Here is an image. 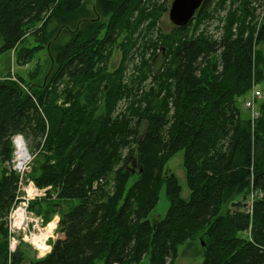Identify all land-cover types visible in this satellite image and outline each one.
<instances>
[{
	"label": "trees",
	"instance_id": "16d2710c",
	"mask_svg": "<svg viewBox=\"0 0 264 264\" xmlns=\"http://www.w3.org/2000/svg\"><path fill=\"white\" fill-rule=\"evenodd\" d=\"M165 9L158 0H0V52L18 50L26 63L45 50L51 59L31 94L0 80V264L26 259L6 244L17 133L42 156L36 186L55 191L37 213L59 214L52 251L29 264H170L198 233L201 264H264V100L254 122L238 106L263 78L254 48L264 45V0H204L191 22L166 32L155 24ZM213 18L223 22L218 34L207 30ZM116 47L121 62L110 73ZM129 64L136 75L126 78ZM178 152L187 199L165 171ZM162 186L168 208L151 223ZM252 189L260 195L251 211L239 209ZM228 198L236 200L223 212ZM63 201L75 203L57 210Z\"/></svg>",
	"mask_w": 264,
	"mask_h": 264
},
{
	"label": "rangeland",
	"instance_id": "374dc122",
	"mask_svg": "<svg viewBox=\"0 0 264 264\" xmlns=\"http://www.w3.org/2000/svg\"><path fill=\"white\" fill-rule=\"evenodd\" d=\"M171 1L172 0H158V4L160 5L165 4V6L167 7V9L160 12L159 20L155 23L164 32L169 31L171 28H173V24L168 18V6H170L169 4L171 3ZM226 9H228V7H226ZM226 11L227 10H224L221 14L222 15L225 14ZM256 12L259 13V23L261 22L263 23L264 17L261 15L262 13L258 11ZM206 25H207V30H209V32L212 34L220 33L223 28V22L222 23L219 22L216 18L211 19L209 22H207ZM204 26L205 25L203 24L200 25L199 30L200 31L203 30V28H205ZM1 44L2 43L0 39V47H1ZM157 50L161 52V50L165 51L166 49L162 48L161 50L160 49H157ZM158 51H157V54H158ZM254 51H261L262 55H264V45L256 46L254 48ZM17 55H18V50L0 52V80L10 79L14 81L15 83H17L18 86L22 90H24V92L30 93V94L31 92H33V90L35 91L37 89H41L44 84L43 83L44 79L47 76L51 68V59L49 57L48 52L45 50H41L34 56V58L31 61L26 62V63H22V61H18ZM121 57H122L121 52L116 47L112 51V55L109 60L108 71L110 73L113 72L115 69H117V67L119 66L121 62ZM135 61H138V59L136 58ZM132 73H133L132 64H129L128 67L126 66L124 70V75H126V78H127V76H131ZM32 74H35V75L32 77ZM133 74L136 75V71ZM254 83L255 84H253L254 86L250 90V92H248L245 95V98L243 97L244 100L243 98H239L238 100V106L240 107L243 115L246 117L249 116V118H250V113H249V110L245 108V101L251 97L253 90H258L259 92H261V94H264V70H263V78L257 83L256 82ZM87 84L89 85V83ZM88 85L82 84L80 87L81 88L80 91L85 90V96L90 98L89 95L91 93V90L88 91L87 90L88 87L86 88V86ZM60 88L61 87H59V89ZM89 89H93V85L89 87ZM261 101L262 100H260L259 102ZM63 103H64V97L60 96L57 99V104L63 107L66 106V103L64 104ZM86 105H87V112H90L94 107V103H92L90 99L87 100ZM122 106L123 105L121 103V107ZM36 153H34V151H32L31 149V154L29 153L31 159L27 165L28 169L24 173L21 171L22 174H20L21 190L17 193V195L18 197H21L25 195L26 191H28L29 204L27 205L26 210H25L26 215L28 218H33V219H35L37 216H40V218L44 221V224L39 225V227L44 228L45 226L48 225V223L53 221L55 217H59L58 216L59 214H56V213L52 214V216L46 220L45 219L46 217L43 213H39V214L37 213V209H38L40 201L44 200V201H49V202H55L57 201V199L55 198V191L53 188L48 187L47 191L43 192L41 188L36 186L33 180V177L37 174L36 169L39 166L40 162L42 161L41 154L36 156ZM34 158H35V163H34ZM32 168H33V171H32ZM165 171L168 173H173L177 177L178 182L182 189V196L187 199L189 190L186 186L185 173H184V169L182 166V152H178L174 154L168 160L165 166ZM136 177L137 175L130 177L127 183V187H129L134 182ZM35 194H39V195L36 196ZM34 196H35V199H32L31 197H34ZM230 199L231 198H228V200H226V202L223 204L222 206L223 212H226L227 210L233 208L232 202H234L236 198H234L233 200H230ZM248 199H249L248 197L243 198V199H238V200H241V205H242V207H239V209L245 210L243 206L246 204ZM254 199L255 198H253V200ZM73 203L75 202L73 201ZM73 203L69 201H63L61 202V205L59 208H57V210H65ZM40 206H44V204L41 202ZM167 208H168V202L165 197L164 186H162L159 192L158 202L156 206L149 213L147 217L148 220L151 223L159 221L160 219L164 217L167 211ZM33 224H34L33 221L30 222L29 227H28L30 229V232L32 233L34 232L32 230ZM50 224L47 227L50 232L48 234H45V237L51 235L52 225ZM26 234H28V231L16 233V238L20 241V243L16 246V248L18 247L24 253L26 257L25 261H23L21 264H29V260H32L34 258L43 257L44 255L48 253V252H45V254L41 256V252H44V248L40 247L39 243H35L37 247L39 248V251H37L36 248H33L31 244L25 243L24 237ZM11 236H12V233L9 232L7 235V240H6V244L8 245V248H9V241L11 239ZM56 236L58 237L57 229H56ZM202 236L203 235L201 233H198L196 236L185 238L177 246L175 257L173 258L170 264H201L203 261V252H204V246H202L201 240H200V239H203ZM47 242L48 244L51 245L53 240L49 239ZM97 264H103V262L97 261ZM139 264H148V257H145Z\"/></svg>",
	"mask_w": 264,
	"mask_h": 264
},
{
	"label": "built area",
	"instance_id": "2783aa9c",
	"mask_svg": "<svg viewBox=\"0 0 264 264\" xmlns=\"http://www.w3.org/2000/svg\"><path fill=\"white\" fill-rule=\"evenodd\" d=\"M260 100H262V101L264 100V94H261V92H259L258 90H253L251 97L245 101V108L249 110L251 122H254V120L258 116V104H259ZM15 144H16V147H15V150H13L10 165H11V169L14 170L19 175L18 188H17V193H18L21 190L20 174H22V172L24 173L27 171V169H28L27 165H28L31 157H30L28 149L25 146V140H21L19 137H17ZM41 189L43 190V192L44 191L46 192L48 187L41 188ZM35 195L37 196L39 194H35ZM259 195H260V193L257 191H253V190L250 191V194L248 197L249 199L246 202L245 206H243V208L246 209V212L251 211V206H252V203L254 201L253 198H255L256 196H259ZM28 204H29V193H28V191H26L25 195H23L21 197H18V195H17L16 203L11 208V210L15 209L14 215L17 219V222L23 223V225L25 227V231L26 232L28 231V234L25 235L24 239L26 240L28 238V236L30 234H32V232H30V229L28 227H29L30 222L33 221L34 224L32 226V230L33 231L38 230V236H40L39 237L40 240H36V239H34L36 235H34L33 243L34 242L40 243L41 238L44 240L46 238L45 234H48L50 232L47 228L50 223H48V225L45 226L44 228H41V227H39V225H41V220H42L40 218V216H37L38 218L36 217L35 219L28 218L26 215V211H25ZM6 219H7L6 227L8 229V233H9V226H8L9 215L7 216ZM41 229H42V231H41ZM25 231H23V232H25ZM42 245L43 244L40 243V247Z\"/></svg>",
	"mask_w": 264,
	"mask_h": 264
},
{
	"label": "clouds",
	"instance_id": "9594fccd",
	"mask_svg": "<svg viewBox=\"0 0 264 264\" xmlns=\"http://www.w3.org/2000/svg\"><path fill=\"white\" fill-rule=\"evenodd\" d=\"M17 137H19L21 140H25V137L22 134H20V133L14 134L11 137V144H12L13 150H15V147H16L15 141H16ZM25 146L28 149L29 153L31 154V145L26 140H25ZM31 198L35 199V197H31ZM14 211H15V209L11 210L8 214L9 215V219H8L9 232L12 233L11 239L9 241V251L10 252H15L16 246L20 243V241L16 238V233L25 231V227H24L23 223L17 222V219L14 215ZM50 223L52 224L51 235L47 236L42 241L44 252H41V256H43L45 254V252H51L52 251V245L48 244L47 241L49 239H51L54 242L55 239L57 238L56 229L59 227V217H55L53 219V221H51ZM41 224L42 225L44 224L43 220H41ZM37 234H38V230H34V232L32 234H30L24 242L31 244L33 248H36L37 251H39V248L37 247V245L35 243H33V237H34V235H37Z\"/></svg>",
	"mask_w": 264,
	"mask_h": 264
},
{
	"label": "water",
	"instance_id": "95a60500",
	"mask_svg": "<svg viewBox=\"0 0 264 264\" xmlns=\"http://www.w3.org/2000/svg\"><path fill=\"white\" fill-rule=\"evenodd\" d=\"M204 0H172L168 10L169 20L178 27L192 21Z\"/></svg>",
	"mask_w": 264,
	"mask_h": 264
},
{
	"label": "bare ground",
	"instance_id": "6f19581e",
	"mask_svg": "<svg viewBox=\"0 0 264 264\" xmlns=\"http://www.w3.org/2000/svg\"><path fill=\"white\" fill-rule=\"evenodd\" d=\"M252 190H253V189H252ZM15 200H16V199H15ZM14 204H15V203H14ZM50 225H52V224H50ZM34 239H36V240H40V238H39L38 235H36ZM42 241H43V239L41 238V241H40L41 244H42ZM34 243H38V242H34ZM40 243H39V245H40ZM41 247H43V245H42Z\"/></svg>",
	"mask_w": 264,
	"mask_h": 264
}]
</instances>
